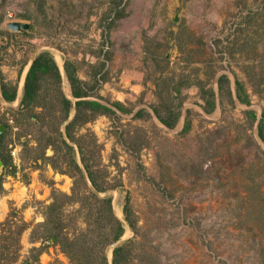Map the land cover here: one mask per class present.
<instances>
[{"label":"rangeland","instance_id":"obj_1","mask_svg":"<svg viewBox=\"0 0 264 264\" xmlns=\"http://www.w3.org/2000/svg\"><path fill=\"white\" fill-rule=\"evenodd\" d=\"M11 21L29 28L14 31ZM40 52L57 62L67 97L64 62L70 60L89 83L90 99L119 101L131 110L99 115L79 130L97 144L90 163L106 187L99 196L111 197L124 226L107 247L109 264L113 249L128 240L134 243L129 264H264V141L258 133L264 117V0H0V83L16 84L21 93L24 74ZM223 74L229 83L219 96ZM237 80L248 104L236 96ZM179 81L188 83L181 87V116L168 128L152 107L162 114L165 105L175 109L173 86ZM198 81L216 93L211 113L203 108ZM187 110L192 127L182 134ZM64 124L58 127L51 115L28 120L20 101L0 99V138L12 160L8 170L0 168V224L14 209L28 226L15 264H71L52 237L37 261H27L30 249L42 243L38 224L52 189L72 193L73 178L45 158L52 148L42 157L40 149L56 129L63 133ZM127 196L135 229L121 219ZM83 211L75 200L63 207L69 235L85 227Z\"/></svg>","mask_w":264,"mask_h":264},{"label":"trees","instance_id":"obj_2","mask_svg":"<svg viewBox=\"0 0 264 264\" xmlns=\"http://www.w3.org/2000/svg\"><path fill=\"white\" fill-rule=\"evenodd\" d=\"M117 16H120V14ZM64 71L75 101H72L63 93L61 89L62 75L59 66L48 52L38 53L32 61L25 76L20 100L23 117L28 120L45 119L51 115L56 118L58 127L60 124L65 123L63 133L56 129L54 137L48 135L45 144L40 148L42 151L41 157L44 155L43 152L46 147L50 146L54 153L51 157L46 156L45 158L51 161L50 163L55 169L61 170L62 173L73 178L71 195L55 188L52 189V202L45 205L42 212L44 220L38 224L43 228L42 234L38 237L41 238L42 243L40 246H33L30 249L27 261L30 263L37 261L39 255L45 250L46 240L56 237V244L59 245L71 264H109L107 247L123 235L124 226L123 222L114 214L111 197H101L87 185L86 177L98 192L106 189L98 182L90 163L91 155L96 153L97 144L93 140L87 142V135L80 134L79 130L87 123L94 121L99 115L118 117V111L128 113L131 110L119 101L106 104L98 99H90L92 92L89 83L78 76L77 66L72 61L66 60L64 62ZM217 83L220 96L226 84L229 83V79L223 74L218 78ZM182 84L188 83L179 81L173 86V92L176 94L174 95L176 110L173 109L171 104H168L164 106L166 114H162L158 107L154 105L152 107L159 121L168 128H174L181 116L179 108L182 105L180 99ZM195 84L199 88L201 98L205 101L204 110L211 113L216 107V93L211 88L206 89L202 82L198 81ZM235 84L237 98L240 102L248 104V95L243 85L238 80ZM0 90L6 101L15 100L17 94L16 84L1 78ZM228 92L231 94L230 90ZM73 108H75V112L69 120ZM141 112L139 110L135 116H138ZM249 114L255 118L252 111H249ZM263 118L259 122L258 133L264 141ZM191 127L192 121L189 117V110H187L181 133H187ZM2 143V138H0V159L3 162V168L8 170L11 167L12 160L6 155L7 152ZM24 145L26 146V143ZM76 152L79 159L76 157ZM58 162L65 164L67 169H61ZM3 181V173L0 172V194L5 190ZM77 190L78 193H76ZM73 200L81 203L84 210L85 227L73 235H69L65 231L67 223L64 220L63 207ZM123 211L129 225L135 229V219L129 206L128 196L125 198ZM16 214L17 211L13 209L0 224V264H15L21 255V235L28 226L26 221L21 217L17 218ZM133 244V240H128L116 246L112 251V264H129L132 260Z\"/></svg>","mask_w":264,"mask_h":264},{"label":"water","instance_id":"obj_3","mask_svg":"<svg viewBox=\"0 0 264 264\" xmlns=\"http://www.w3.org/2000/svg\"><path fill=\"white\" fill-rule=\"evenodd\" d=\"M8 27L14 31H21V30H26L29 28V24L28 23H25V22H19V21H11L8 23ZM37 55V54H36ZM36 56H33L32 59H31V62L30 64L32 63V61L34 60ZM62 74V73H61ZM64 79V77H62ZM68 98H70L72 101H75V98L71 95V96H68ZM0 99L4 102H6L3 98V96L1 95V92H0ZM73 111L75 112V108H73ZM72 118V116L70 117V119ZM69 119V120H70ZM4 131V125H0V135L3 133ZM3 167V162L2 160L0 159V168ZM93 191L95 193H97L98 195L100 194L96 189L93 188ZM123 221H125L127 223V227L130 229V225L128 224V222L126 221L125 217L123 216L121 218ZM52 240L55 241L56 240V237H52ZM110 263L112 264V259L110 261Z\"/></svg>","mask_w":264,"mask_h":264},{"label":"crops","instance_id":"obj_4","mask_svg":"<svg viewBox=\"0 0 264 264\" xmlns=\"http://www.w3.org/2000/svg\"><path fill=\"white\" fill-rule=\"evenodd\" d=\"M30 65H31V64H30ZM30 65L28 66V68H27V70H26V72H25V74H24V77H23L22 92L19 93L18 90H17V94H16V97H15V100H17V101H20L21 98H22L24 80H25V76H26V73H27V71H28ZM59 69H60V68H59ZM60 72H61V71H60ZM61 75H62V74H61ZM66 77H67V76H66ZM64 79H65V78H64ZM69 85H70V84H69ZM0 92H1V90H0ZM1 95H2V94H1ZM71 95H72V94H71ZM4 100H5V99H4ZM15 100H13V101H15ZM5 101H6V100H5ZM6 102H8V101H6ZM73 115H74V111L71 112L70 117H71V116L73 117ZM69 119H70V118H69Z\"/></svg>","mask_w":264,"mask_h":264},{"label":"built area","instance_id":"obj_5","mask_svg":"<svg viewBox=\"0 0 264 264\" xmlns=\"http://www.w3.org/2000/svg\"><path fill=\"white\" fill-rule=\"evenodd\" d=\"M12 154H15V151H12Z\"/></svg>","mask_w":264,"mask_h":264},{"label":"bare ground","instance_id":"obj_6","mask_svg":"<svg viewBox=\"0 0 264 264\" xmlns=\"http://www.w3.org/2000/svg\"><path fill=\"white\" fill-rule=\"evenodd\" d=\"M121 213V212H120Z\"/></svg>","mask_w":264,"mask_h":264}]
</instances>
